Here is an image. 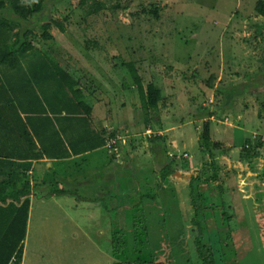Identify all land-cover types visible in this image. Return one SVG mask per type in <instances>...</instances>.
<instances>
[{
  "label": "rangeland",
  "instance_id": "obj_1",
  "mask_svg": "<svg viewBox=\"0 0 264 264\" xmlns=\"http://www.w3.org/2000/svg\"><path fill=\"white\" fill-rule=\"evenodd\" d=\"M256 1L121 0L119 3L127 9L116 12L112 21L103 23L99 16L88 15L79 0H59L53 4L48 0L39 16L60 21L63 31L52 26V39L43 40L39 25L21 22L22 29H31L39 49L20 57L18 69L0 66V77L6 83H14L28 75L34 62L42 63L38 61L44 55L61 63L77 80L75 87L82 91L81 100L91 107L89 116L79 114L81 122L76 123V129L70 133L84 137L85 142L78 144L81 146L101 141L106 151L103 157L114 158L117 162L112 161L129 177L130 170L133 173L128 164L131 157L144 161L132 162L133 166L146 164L149 167L146 162L163 159L160 155L173 159L177 170L182 171L189 170L187 166L193 168L200 157V172L206 174L210 162L205 155L208 151L203 144L202 131L204 123H208V147L210 143H219L218 148L211 149L217 169H222L221 174L217 171L216 180L221 183L228 178L226 173L235 171L238 165L246 166L242 172L248 170L253 175L257 190L262 177L258 174V159L264 158V18L254 10ZM152 5L158 10L157 16L140 12L135 22H129V10L139 12ZM2 15L4 13L0 12ZM16 30V26H10L7 31L0 29V47L14 37ZM124 61L137 67L143 86L151 83L159 90L156 107H145L141 103ZM9 84L6 85L8 91ZM239 84L245 85L244 93L239 91ZM55 88L54 80H46L37 87L43 110L36 116L25 112L29 106L22 105L23 95L16 91H11L14 102L11 100L8 104L18 106L15 110L24 122L27 117L51 121L50 117L55 116L54 119L62 120L64 114L54 108L53 102L59 108L71 98L63 91L59 96ZM208 113H212L211 116ZM59 124L66 128L62 122H52V128L60 132L62 138H67L68 133H64ZM78 145L76 148L80 149ZM200 151L205 153L197 157ZM145 153H149L147 158ZM79 166L72 164L71 168ZM261 170L264 173V167ZM94 171L88 170L83 178L95 180L100 174ZM29 173L30 170L26 173L28 180ZM132 179L135 181L136 177ZM196 180L194 202L205 199L200 201L201 209L191 208V215L188 210H179L180 214L174 215L171 206L168 211L163 209L168 212L164 218L154 204L155 207L144 205L148 212L145 213L142 203L146 198H153L158 182L155 178L136 191L134 195L138 196L128 204L130 217L125 215V222L119 217V225L125 224L119 229L117 215L105 216L99 208L91 210L88 198L93 197L94 186L85 188L86 191L69 187L72 193L68 197H33L24 261L29 264H202L199 259L192 262L198 258L193 239L199 231L190 232L186 228L190 223L186 215L193 218L202 214L205 221L200 224L201 239L211 251L212 264H264V231L259 228L254 212L245 210L240 218L222 215V219L218 212L223 211L222 197H213V187L204 186L206 181L200 177ZM186 190L182 187L180 191L185 206ZM222 194L228 199L224 191ZM101 202L105 204V200ZM227 211L233 210L227 208ZM162 220L170 228L184 230L178 232L184 238V243L179 245L182 250L171 248L170 242L174 243V239L167 238L171 233L166 236L162 233L165 228V223L160 225ZM221 224L229 231L234 228L241 237L234 238L229 235L231 231L226 233L219 229ZM74 234H78L77 237ZM156 242L161 244L156 245ZM137 259L141 262H136Z\"/></svg>",
  "mask_w": 264,
  "mask_h": 264
},
{
  "label": "trees",
  "instance_id": "obj_2",
  "mask_svg": "<svg viewBox=\"0 0 264 264\" xmlns=\"http://www.w3.org/2000/svg\"><path fill=\"white\" fill-rule=\"evenodd\" d=\"M47 1L48 0H0V12L4 13V15L0 16V29L7 31L10 29V26L17 27L14 37L11 38L7 44L0 47L1 67L18 69L20 57L34 49H39V47H36V43L32 38L33 33L31 29L29 27L22 29L23 26L21 22L39 25L41 29L40 37L43 40L52 39L53 35L50 32L52 26L63 31L64 28L60 21L52 17L40 18L39 14L46 8ZM49 1L53 4L59 0ZM120 1L121 0H114V2L111 0H79L78 3L86 7V13L88 15L99 16L103 23H108L112 21L113 15L116 12L127 9L126 6L119 3ZM254 10L258 15L264 18V1L257 0L254 5ZM140 12L153 13L155 16L158 15V10L154 5H152L150 9L147 7L141 8L139 12L129 10V22H135ZM39 58L38 62L42 63L36 64L34 62L28 70V75L22 76L14 83H11L12 85L6 83V81H4V79L2 80L0 77V264H20L21 262L22 241L26 232L30 196L50 197L72 193L63 183V178H66L63 175L56 176V174H53L51 181L43 180L34 183H31L30 180L26 178V173L31 168V161L40 158L41 155L39 152L37 153L38 148L36 147L33 137L34 133L32 132L34 131L36 133L37 129L34 127L35 123L33 117H27V120H30L32 124H26L23 120L24 118L15 110V107L8 104V101L12 100L14 102L13 97L10 96L12 93L11 91L13 90L19 95H23L25 101L22 102V105L29 106L26 112H30L29 114L36 116L37 113L43 110L42 104L38 99L40 92H38L37 87L46 80H54L56 85L55 92L59 90V96L62 91L68 92L71 98V101L61 104L59 108L56 107L55 102H53L54 108H56L58 112L64 114L62 117L63 120L67 122L66 128L73 127V125L81 119L79 118L80 113L89 116L91 111V107L86 105L79 97L82 91L75 87L77 85V80L68 73L65 67L49 56L44 55V57L42 56ZM124 62L126 70L130 73V77L137 87L141 103L145 107H156L160 99L159 90L151 83L143 86L137 67L132 62ZM7 84L10 85V91L6 89ZM33 85H35V87L31 90ZM6 91L8 95H6ZM51 94H54V91ZM202 108L206 110V108ZM202 108H200V110ZM77 109H79L80 112H78ZM198 110L199 109H197V112ZM211 114L208 116H211ZM39 124L41 132H44L47 128L52 129V120L43 119ZM29 126L31 128H29ZM203 126L202 139L208 151L206 154L209 157V167L212 169L211 176L216 177L217 164L211 149L218 148L219 143H210L208 147L210 142V129L208 123H204ZM62 130L65 133V129L62 128ZM70 134L71 133H69L68 137ZM89 140V138H86L87 142H89ZM157 140H160V138L158 137ZM80 141L85 142L84 137L77 136V138L74 137L64 143L60 132L53 130L48 143L41 146V151L47 153V150L53 152V149H56L57 152H53L55 154L54 157L61 158L66 155V148L75 152L79 150L76 149V147ZM204 153V151L199 152L201 155ZM112 159L114 160V158ZM110 161L112 160L110 159ZM171 162L172 160L167 161L161 168V179L173 173L174 170ZM58 186L60 187L57 188ZM195 224L198 223L195 222ZM194 245L197 257L201 263L212 264L211 251L208 246L202 242L200 231L194 239ZM136 262H141V260L137 259Z\"/></svg>",
  "mask_w": 264,
  "mask_h": 264
},
{
  "label": "crops",
  "instance_id": "obj_3",
  "mask_svg": "<svg viewBox=\"0 0 264 264\" xmlns=\"http://www.w3.org/2000/svg\"><path fill=\"white\" fill-rule=\"evenodd\" d=\"M260 83H262V81H260ZM244 87H245V85H243V84L238 85V89L241 93H244ZM259 90L260 89L258 88V91ZM240 92H239V94H240ZM20 108H21V106H20ZM54 117L55 116L50 117L53 123L62 122L61 125L67 126L66 125L67 122H65L63 120V117H62V120L54 119ZM38 121H40V118L34 117L35 126L34 125L33 126L35 127V129H37V132L36 133L34 131H32V132L34 133L33 134L34 141H35L36 147L38 148L37 153L39 152L41 155H40V158L34 159L31 161V168H30V173H29L30 182L31 183L41 182L43 180L51 181L52 180V173L56 172V173H54V174H56V176L63 175L66 177L65 179L63 178V183L68 187V189H69V187H75L76 186L77 188H79V190L86 191L85 188L94 186V188L92 189V193H91V195L93 197L89 196V198H88V199H90L89 200V206H90L91 210L99 208L100 210H102L101 212L105 216L117 215L116 220H118V222H117V228L118 229L125 225V224L122 226L119 225V217H121L122 222H125V219H124L125 215L130 217L131 213H130V208L128 207V204L133 202V198L135 196L136 197L138 196L137 194L134 195L136 193V191L139 189H142L143 186L146 185V183L150 184V182H153V180H155V178L158 180V182H156L157 184L155 183L157 188L155 190V193H153V198L148 199V198H146V196H144L146 198V200L142 203V207L144 205L145 206L147 205V207H153V206L155 207V205H157L158 209H160V212L164 218H167L165 213L168 214L167 211L169 210V208L171 206H173L171 213H175L174 215L180 214L179 210H181L183 212H186L188 210V215H191V211H192L191 208L201 209L200 201L205 200V199L201 198L198 201L194 202V192H195L196 185H197L196 179L198 177H200L202 179V181L203 180L206 181L205 184H203V182H202V184L204 186L213 187V191H212V192H214L213 197H215L217 199L222 197L221 205H222L223 211H222V209H221V212L218 211L221 216L222 215L226 216V217L234 216L236 218H238V217L240 218V217H243L245 210L246 211H252V212H254L255 216L257 217L259 228L261 227V229H263V231H264V179H263L264 173L261 170L262 167H264L263 166L264 165V158L258 159V174L261 173L260 175L262 177H261L260 181L258 180L257 190L254 189V186H255V184H257V182L253 178V175L248 170L245 173L242 172V170L244 171L247 168L246 166L242 167V166L238 165V167H237L238 169H235V171H229L228 173H226V175H229V176H228V178L225 177L221 183H219L220 182L219 180H216L217 177L211 176L212 172L210 171V167H208V172L206 174L201 173L200 169H201L202 165L200 163L201 162L200 157L198 156L201 154H197V157H199V158L196 161L197 164H196V162L194 163L193 168L190 169V166H187L189 170H187V168L184 169L187 171H182L181 169L177 170L178 167H177V165H175V162L172 159L171 163H172V167H173L174 171H173V173H170L168 176H166L164 179H161V177H160V170L163 167V165H165L167 163V161H169L168 158L160 155L161 157H163V159L159 160V158H157L156 160L152 161L151 163L146 162V163L150 164L149 167H146V164L139 165V166H136V165L133 166V163L141 164V162H144V161H142L141 159H137V158L133 159V157H131L128 164L132 166L131 168H132L133 173L130 170V173L132 175L129 177V176H125L126 173H124V171L122 173L119 166L113 162L115 159L114 160L112 159L113 161H110V158L105 159V157H103V155L106 154V151L104 150V147L101 144V141H97V142H91L90 141L85 146L78 145L80 149L76 150V152L71 151L70 149L66 148V155L61 157V158L54 157L55 156L54 153L57 152L56 149H53L54 153L51 152V150H47V153H49V154L42 152L41 146L48 143L50 136H51V133L55 129L47 128L44 132H41V128H39L40 124H38L39 123ZM25 122L28 125L32 124V122L30 120H26ZM78 122H81V119H79ZM59 126H60V124H59ZM74 126H73L74 128L69 127V128H63V129H65V133H68L67 135H69L70 132H72L73 130L76 129V125H74ZM29 128H31V127L29 126ZM60 128H61V126H60ZM61 130H62V128H61ZM74 137H77V136H74V134L71 133L69 137L66 138L64 136V138H62V140L64 143H66L68 140H70ZM98 148H100V149H98ZM229 151H231V150H229ZM145 155L147 158V156H149V153H145ZM223 155L226 157L231 156L227 153H223ZM232 158H234V157H232ZM96 160H98V161L96 162ZM95 162H96V165L94 166L93 164H95ZM259 162H261V163L259 164ZM227 163H228V166L231 165V164H229V161ZM72 164H79L80 166L74 167L72 169L71 168ZM254 165H255V163H254ZM184 166H183V168H184ZM235 167H236V165H235ZM93 169L96 170V171H94L95 174H100V175L95 176V180L93 179V181H91L89 179H87V180L84 179L83 177H84L85 172H87L88 170H93ZM218 169H220V171ZM218 169L216 168V170L218 171V174L219 173L221 174L222 169L220 167H218ZM217 171H216V173H217ZM103 172H105V173L101 174ZM47 176H49V177H47ZM133 177H136L135 181H133V179H132ZM139 184H144V185L140 186ZM182 187H186V189H187L185 192V199L187 201L186 206L184 205V199L180 195V191H181ZM216 188H219L218 189L219 192ZM223 191L225 194H227L226 196H228V199L224 198V196H223L224 194H222ZM85 195H86V197H88L87 196L88 194L85 193ZM197 195L199 197L200 194L197 193ZM64 196L68 197V194H62L61 197H64ZM187 196H189V198H187ZM33 197H36V196H30L29 197L30 198V206H29L28 218H27V223H26L25 237L22 241V257H21L20 264H29V263H26L24 261L25 260L24 255H25V251H26L25 244L28 242V239H27V237H28V220L31 218L30 217L31 205H32V201L35 199ZM154 199H156V200L154 201ZM101 200H105V204H102ZM216 202H218V201H216ZM91 203H93V205ZM194 203L196 206H193ZM212 203L215 204V202H212ZM144 207H143V209H144V212L146 213L147 209H146V207L145 208ZM227 208H231L233 210L232 212H230L232 214H230L227 211ZM163 209H165L167 211H163ZM196 212H194V214ZM188 215H186V218L189 220L190 223L186 226V228L190 232H192L194 230L200 231V235L202 237L201 231L203 229H202L200 224H201V222L205 221L204 215H202V214L197 215V216H194L193 218L192 217L190 218ZM223 216H222V219H224ZM211 219H213V217H211ZM162 221L160 222V225L165 223L164 224L165 228L163 230H161L162 233L165 236L168 233H171V235L170 236L168 235V237H167V238L174 239V243L170 242L171 248L173 249L174 246L178 248L181 242L184 243V241H183L184 238H182L183 234L178 233V232L183 233L184 230L179 231L178 228H170L167 226L165 220H162ZM195 222L198 224H195ZM197 225H198V228H196ZM170 226H171V224H170ZM220 227L221 228H219V229L226 231V233L231 231L229 235L234 237V238H240L241 237V235H240V237H238V233L236 232L237 230L236 231L233 230L234 228L232 229L233 231L232 230L229 231L228 228L224 224H221ZM101 233H103V232H101ZM145 233H147V227H146ZM158 233H159V231H158ZM77 235L78 234H74L73 236L77 237ZM196 236L197 235H195V237ZM146 237L147 238L149 237L148 233H147ZM195 237H194V239H195ZM244 237H247L245 232H244ZM263 238H264V235H263ZM194 239H193V248H194V252H195ZM145 242H147V241H145ZM155 244L160 245L161 242H156ZM186 247L188 248L187 245H186ZM43 253H44V251L41 250V254H43ZM187 261H189V260H187ZM192 262H199L198 258H194V260ZM95 264H97V263H95Z\"/></svg>",
  "mask_w": 264,
  "mask_h": 264
}]
</instances>
